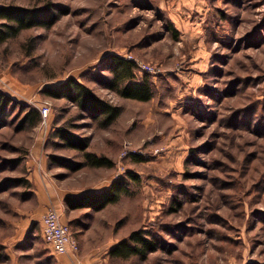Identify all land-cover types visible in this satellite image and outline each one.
I'll list each match as a JSON object with an SVG mask.
<instances>
[{
  "label": "rangeland",
  "instance_id": "374dc122",
  "mask_svg": "<svg viewBox=\"0 0 264 264\" xmlns=\"http://www.w3.org/2000/svg\"><path fill=\"white\" fill-rule=\"evenodd\" d=\"M0 3L66 11L0 44V90L11 98L0 113V264H264V0ZM111 54L148 76L150 100L105 88ZM68 78L119 106L116 120L102 127L48 92ZM29 108L40 115L34 126L23 121ZM59 127L112 166L88 165ZM127 171L139 181L117 202L67 207ZM44 202L70 225L76 255H56L43 239ZM135 229L159 248L145 260L111 258Z\"/></svg>",
  "mask_w": 264,
  "mask_h": 264
},
{
  "label": "trees",
  "instance_id": "16d2710c",
  "mask_svg": "<svg viewBox=\"0 0 264 264\" xmlns=\"http://www.w3.org/2000/svg\"><path fill=\"white\" fill-rule=\"evenodd\" d=\"M65 12V9L52 3L37 6L0 3V44L17 37L24 30L48 28ZM106 62L105 68L110 77L103 81L105 88L124 98L148 101L153 97L154 91L151 81L147 75L139 76L137 74V65L134 60L111 54ZM48 92H51L53 96L63 97L71 101L90 118L98 120L102 127L109 126L120 114L119 106L97 95L92 88L74 78H68L56 91ZM10 102V96L0 90V113L6 111ZM23 121L34 126L40 121V115L35 109L29 108L25 112ZM56 135L65 144L84 151L83 154L88 165L93 167L112 166L113 162L109 158L85 151L87 143L66 128H57ZM126 175L128 179L114 180L107 188L99 192L86 194L76 199L67 198V207L69 209L88 208L98 211L108 204L117 202L122 195L129 193V182L139 181L138 177L131 171H127ZM178 206H181L180 202H178ZM158 248L159 241L156 237L148 235L143 229H135L127 237L118 240L109 249L108 254L111 258L127 259L134 256L140 260H145L150 253Z\"/></svg>",
  "mask_w": 264,
  "mask_h": 264
},
{
  "label": "built area",
  "instance_id": "2783aa9c",
  "mask_svg": "<svg viewBox=\"0 0 264 264\" xmlns=\"http://www.w3.org/2000/svg\"><path fill=\"white\" fill-rule=\"evenodd\" d=\"M149 67H146L148 69ZM47 107L42 110L45 116ZM41 234L49 248L55 254L76 255L79 243L71 231L70 225L63 221L61 212L53 205H47L40 218Z\"/></svg>",
  "mask_w": 264,
  "mask_h": 264
},
{
  "label": "crops",
  "instance_id": "0c3cea01",
  "mask_svg": "<svg viewBox=\"0 0 264 264\" xmlns=\"http://www.w3.org/2000/svg\"><path fill=\"white\" fill-rule=\"evenodd\" d=\"M102 190H103V189H102ZM44 203H45V202H44ZM46 206H47V204L45 203V205H44V209H45ZM115 244H116V242L113 243V244L109 247V249L112 248ZM50 250H51V249H50ZM51 251H52V250H51ZM108 251H109V250H108ZM52 253H54V252L52 251ZM54 254H55V253H54ZM56 255H60V254H56ZM58 264H71V263H70V260H69L68 258L65 257V259L61 258V260H59ZM85 264H88V261H87V260H85Z\"/></svg>",
  "mask_w": 264,
  "mask_h": 264
}]
</instances>
